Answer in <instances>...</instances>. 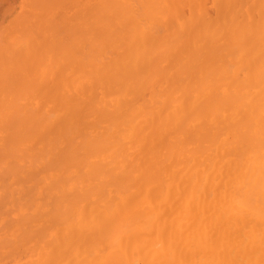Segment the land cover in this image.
<instances>
[{
    "label": "bare ground",
    "instance_id": "bare-ground-1",
    "mask_svg": "<svg viewBox=\"0 0 264 264\" xmlns=\"http://www.w3.org/2000/svg\"><path fill=\"white\" fill-rule=\"evenodd\" d=\"M0 264H264V0H0Z\"/></svg>",
    "mask_w": 264,
    "mask_h": 264
}]
</instances>
